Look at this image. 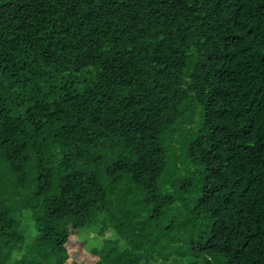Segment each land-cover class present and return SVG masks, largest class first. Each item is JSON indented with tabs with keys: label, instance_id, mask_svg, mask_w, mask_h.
<instances>
[{
	"label": "trees",
	"instance_id": "16d2710c",
	"mask_svg": "<svg viewBox=\"0 0 264 264\" xmlns=\"http://www.w3.org/2000/svg\"><path fill=\"white\" fill-rule=\"evenodd\" d=\"M0 264H264V0H0Z\"/></svg>",
	"mask_w": 264,
	"mask_h": 264
},
{
	"label": "rangeland",
	"instance_id": "374dc122",
	"mask_svg": "<svg viewBox=\"0 0 264 264\" xmlns=\"http://www.w3.org/2000/svg\"><path fill=\"white\" fill-rule=\"evenodd\" d=\"M83 234V233H82ZM100 242V240H97V239H95V240H91L90 242H88L87 243V248L89 249V248H91V247H94V246H96L98 243ZM74 246H77L78 248H81V246H82V242H77L76 243V245H74ZM85 248V247H84ZM87 249V250H88ZM83 251H85V250H83ZM88 259L90 258V257H87Z\"/></svg>",
	"mask_w": 264,
	"mask_h": 264
},
{
	"label": "bare ground",
	"instance_id": "6f19581e",
	"mask_svg": "<svg viewBox=\"0 0 264 264\" xmlns=\"http://www.w3.org/2000/svg\"><path fill=\"white\" fill-rule=\"evenodd\" d=\"M133 210V209H132Z\"/></svg>",
	"mask_w": 264,
	"mask_h": 264
}]
</instances>
